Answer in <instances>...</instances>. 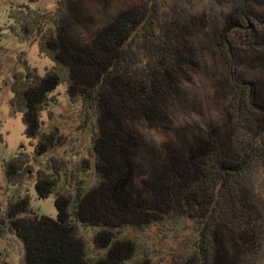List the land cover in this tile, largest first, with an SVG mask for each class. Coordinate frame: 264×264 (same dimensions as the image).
<instances>
[{
    "label": "trees",
    "instance_id": "1",
    "mask_svg": "<svg viewBox=\"0 0 264 264\" xmlns=\"http://www.w3.org/2000/svg\"><path fill=\"white\" fill-rule=\"evenodd\" d=\"M26 1L12 13L14 31L23 41L39 37V50L53 65L42 75L26 63L13 77L12 111L22 115L33 152L22 145L4 170L14 185L34 177L39 198L54 194L57 216L32 213L28 194L9 203L0 224L23 244V264H155L136 237L171 224L162 235L191 229L194 242L170 264H264V84L245 82L257 100L232 93L225 105L232 128L195 131L194 146L184 133L157 149L135 130L144 118L161 123L169 102L176 104L183 69L197 65L200 35L215 41L228 91H238L234 76L244 63L229 35L241 31L246 46L264 45L256 22L264 26V18L248 12L255 0H235L240 16L220 22L206 12L194 14L181 0H143L139 7H120L97 27H87L84 0H59L52 16ZM147 31L155 37L146 39ZM61 85L97 117L85 163L93 162L99 180L89 189L80 181L74 193L60 185L64 160L50 158L33 174L27 168L64 143L57 128L45 131L42 118ZM81 226L95 231L91 246ZM4 256L0 264H9Z\"/></svg>",
    "mask_w": 264,
    "mask_h": 264
},
{
    "label": "rangeland",
    "instance_id": "2",
    "mask_svg": "<svg viewBox=\"0 0 264 264\" xmlns=\"http://www.w3.org/2000/svg\"><path fill=\"white\" fill-rule=\"evenodd\" d=\"M24 1L26 0H0V220L4 218L9 203L25 194L30 195L32 213L53 218L57 216L54 194L47 198H39L34 177H27L23 185H14L7 179L4 170V163L13 158L22 145L30 155L33 152V145L24 134L22 115L14 114L12 111L13 77L16 73L25 71L26 63L36 68L42 75L53 65L49 57L41 54L39 37L31 42L23 41L14 31L15 20L11 16ZM58 1L36 0L35 2L26 1V4L30 8L52 16L58 7ZM181 1L185 7H191L194 14L206 12V14L209 13L210 19H216L218 22L222 16L225 18L232 13L234 16H240L235 0ZM142 2L143 0H84L87 27H97L105 23L120 7H139ZM238 7L240 8V5ZM250 11L252 17L255 15L264 18V0H255L248 12L251 13ZM256 22L258 27L260 26L259 34L263 36L262 42H264V26ZM50 25H53V21ZM77 32L83 38L90 36L87 30L78 29ZM239 32L241 31L229 35L231 44L239 46V62L244 63L234 76L238 91H228L230 82L227 78V69L223 66L220 51L214 46L215 41L208 35H200L196 38L194 45L197 65L183 69L179 87L181 95L176 99V104L174 100V104L169 102L171 106L164 113L161 123L145 120V118L137 122L135 130L146 143L159 149L164 144L175 143L180 134L185 133L187 145L194 146L195 131L203 133L201 130L204 131L206 127H215L217 132L232 128L229 126L225 105L232 101L230 97L233 94L237 93L244 98L250 95L252 100H257L245 82L256 79L261 85L264 84V45L257 44L254 45L255 48L246 46L241 38L239 39ZM155 33V31H147L146 39L154 38ZM159 77L162 78V74ZM259 87L262 86L259 85ZM53 100L42 115L44 129L48 132L57 128L64 143L54 147L38 162L35 163L33 159L27 168H30L33 174L46 167L50 158H59L64 160L67 166L66 176L60 184L61 188L66 192L74 193L78 186L76 184L81 181V183L84 182V187L89 189L99 180L92 168L93 162H89L90 167L85 163L86 160H91L97 118L94 109L79 101H72L66 92L65 85L59 86L54 92ZM157 135L164 138L160 144L156 143ZM32 213L30 215H33ZM186 226H191V223H187ZM2 228L4 231L0 237V254L3 257L8 256L9 264H23V244L16 236L5 231V226L0 224V230ZM172 228V224L152 226L144 234L136 237L142 247L152 254L155 264H170L173 260H180L185 250L188 251L194 242V232L191 229L178 228L174 233L172 231L173 234H177L175 237L173 234L171 237L162 235L163 232L173 230ZM94 232L91 228L82 226L79 228L80 235L88 240L90 246ZM125 233H131L132 236L137 234L131 230ZM91 253L93 254V250Z\"/></svg>",
    "mask_w": 264,
    "mask_h": 264
},
{
    "label": "clouds",
    "instance_id": "3",
    "mask_svg": "<svg viewBox=\"0 0 264 264\" xmlns=\"http://www.w3.org/2000/svg\"><path fill=\"white\" fill-rule=\"evenodd\" d=\"M163 139H164L163 136L160 135L155 136V140L157 144H160L163 141Z\"/></svg>",
    "mask_w": 264,
    "mask_h": 264
}]
</instances>
